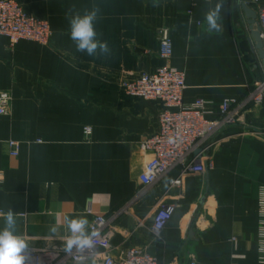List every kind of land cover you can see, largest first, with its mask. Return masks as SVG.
<instances>
[{
  "label": "crops",
  "instance_id": "obj_1",
  "mask_svg": "<svg viewBox=\"0 0 264 264\" xmlns=\"http://www.w3.org/2000/svg\"><path fill=\"white\" fill-rule=\"evenodd\" d=\"M19 1L52 28L48 45H11L0 35V92L12 96L0 117V212L16 213L17 232L29 245L66 236L65 216L91 222L138 191L151 158L141 143L157 133L162 106L127 96L121 83L162 64V29L173 40L171 66L186 75V103L242 98L264 76L243 0H159L158 7L153 0ZM218 2L221 27L209 31L205 13ZM94 6L107 56L78 52L70 39V13ZM244 53L256 63H244ZM244 121L218 139L204 173L185 174L181 187H173L174 169L152 185L115 222L113 246L142 247L159 264H189L191 257L204 264H262L264 101L247 110ZM85 127L92 128L90 136ZM11 140L20 143L17 156ZM159 203L172 209V218L157 232L152 218Z\"/></svg>",
  "mask_w": 264,
  "mask_h": 264
},
{
  "label": "built area",
  "instance_id": "obj_2",
  "mask_svg": "<svg viewBox=\"0 0 264 264\" xmlns=\"http://www.w3.org/2000/svg\"><path fill=\"white\" fill-rule=\"evenodd\" d=\"M249 5L257 13L264 42V0H251ZM0 35L9 39L11 45L22 40L48 45L52 37L49 21L29 14L16 0H0ZM173 40L170 30L164 28L159 36V55L162 64L152 72H142L126 78L121 89L127 96L155 101L162 106L159 114V129L154 135L142 141V146L151 153L139 177L138 191L118 209L109 214H96L90 222L91 229L99 236L94 239L96 264H159L158 258L142 247L116 248L112 244L115 222L125 213H130L138 200L159 179L174 169L177 176L171 186L181 187L185 174H201L210 166L209 151L218 139L231 129L244 126L247 110L264 101V76L254 88L242 98H225L220 103L207 99H197L192 103L184 100L187 88L186 75L170 64L173 56ZM264 72V64H261ZM12 96L0 92V117L8 114ZM87 136L91 127H85ZM12 155L19 154L20 143L9 141ZM259 223L260 261L264 264V191L261 199ZM93 214L92 210L88 211ZM1 214V212H0ZM172 218V209L159 203L152 218L155 231L163 230ZM62 239V238H61ZM61 239H54L44 245H29L32 260L30 264H80L81 254L75 250L66 255ZM83 264H89L86 257ZM168 264H178L172 261ZM189 264H204L191 257Z\"/></svg>",
  "mask_w": 264,
  "mask_h": 264
},
{
  "label": "clouds",
  "instance_id": "obj_3",
  "mask_svg": "<svg viewBox=\"0 0 264 264\" xmlns=\"http://www.w3.org/2000/svg\"><path fill=\"white\" fill-rule=\"evenodd\" d=\"M159 6V0H153V7ZM223 3L218 2L214 7H209L205 13V20L209 31H219L220 13ZM99 8L93 7L83 14L79 12L70 13L69 30L70 39L75 43L78 52L86 53L89 56L111 54L107 41L98 39L95 29V21L98 19ZM0 219L4 221V227L0 229V264H30L32 260L29 251V244L25 237L17 232V216L12 209L0 214ZM61 220L57 214L56 224L50 228L52 233H57ZM63 225L67 229V235L61 241L62 250L66 255H71L73 251L80 253V264L85 258L89 264H96L94 257V239L100 234L97 230L91 229L88 218L84 215L63 218Z\"/></svg>",
  "mask_w": 264,
  "mask_h": 264
},
{
  "label": "water",
  "instance_id": "obj_4",
  "mask_svg": "<svg viewBox=\"0 0 264 264\" xmlns=\"http://www.w3.org/2000/svg\"><path fill=\"white\" fill-rule=\"evenodd\" d=\"M251 0H243L242 7L248 18V24L250 29L251 37L254 41L253 51L258 53L259 58L264 64V42L261 37V28L257 22V13L256 11L249 6Z\"/></svg>",
  "mask_w": 264,
  "mask_h": 264
},
{
  "label": "rangeland",
  "instance_id": "obj_5",
  "mask_svg": "<svg viewBox=\"0 0 264 264\" xmlns=\"http://www.w3.org/2000/svg\"><path fill=\"white\" fill-rule=\"evenodd\" d=\"M16 1H18L20 4H22L19 0H16ZM238 2H239V1H238ZM22 6L24 7V9H25L26 12H28L29 14L34 15L32 11H30V10H28V9L25 8L24 4H22ZM34 16H35V15H34ZM42 19H43V18H42ZM45 20H46V19H45ZM47 21H48V20H47ZM49 23H50V22H49ZM238 27H239V26L236 25V30H235V31L238 30ZM234 35L237 36V33L234 32ZM242 56H243V55H242ZM243 58H244V59H243V62H244V63L246 62V63L248 64V63H249L248 61H251V65H254V64L256 63V62H254L252 59H249V58H248V55H247L246 53H244Z\"/></svg>",
  "mask_w": 264,
  "mask_h": 264
}]
</instances>
